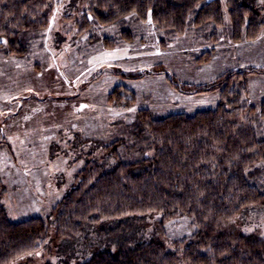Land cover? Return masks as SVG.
I'll return each mask as SVG.
<instances>
[{
  "label": "trees",
  "instance_id": "1",
  "mask_svg": "<svg viewBox=\"0 0 264 264\" xmlns=\"http://www.w3.org/2000/svg\"><path fill=\"white\" fill-rule=\"evenodd\" d=\"M58 2L0 0V54L27 60ZM132 15L196 39L206 35L218 41L226 30L229 42L247 47L264 33V0H81L73 25L85 31L93 23L108 25ZM203 55L199 62L214 56L210 51ZM148 73L163 72L136 78ZM251 73L264 71L230 72L192 91L166 76L175 89L190 94L217 90V105L192 116L162 118L139 110L123 138L99 147L97 158L88 155L92 159L70 184L58 182L65 192L47 219L13 222L0 180V264L54 248L74 252L57 259L60 264H264V236L232 239L223 231L226 222L264 198L262 181L246 175V169L264 162V123L254 116L258 108L248 96ZM135 100L123 86L108 95L116 109H129ZM259 111L263 119L264 100ZM238 114L241 120L230 119ZM152 215L158 216L157 225L149 231L143 222ZM183 216L197 231L175 240L178 250L171 251L156 235L164 233L165 223Z\"/></svg>",
  "mask_w": 264,
  "mask_h": 264
},
{
  "label": "rangeland",
  "instance_id": "2",
  "mask_svg": "<svg viewBox=\"0 0 264 264\" xmlns=\"http://www.w3.org/2000/svg\"><path fill=\"white\" fill-rule=\"evenodd\" d=\"M80 1L56 3L48 29L31 43L33 52L25 56L26 61L16 63L0 54V143L7 144H0V180L6 190L3 203L15 223L33 217L47 219L65 192L58 182L70 184L87 161L98 157L99 147L123 138L139 110L162 118L192 116L217 105V90L190 94L175 89L166 76L192 91L214 85L230 72L264 71V33L247 47L246 42H229L226 30L218 41L206 35L196 39L173 35L136 15L108 25L93 23L81 31V26L73 25ZM225 19L229 23L227 15ZM207 51L213 58L199 62ZM35 64L41 67L33 69ZM149 71L163 73L136 78ZM248 80L250 102L258 108L254 116L264 123L258 116L264 100V73H251ZM116 86L135 95L131 108L116 109L108 103ZM250 174L257 184L262 181L264 192V162L246 169V175ZM157 217H147L143 227L150 231ZM196 231L191 219L183 216L165 223L164 233L156 238L177 251L175 240ZM223 231L233 234L232 239L241 234L264 236V198L226 222ZM54 250L44 249L12 264H60L57 259L74 254Z\"/></svg>",
  "mask_w": 264,
  "mask_h": 264
},
{
  "label": "crops",
  "instance_id": "3",
  "mask_svg": "<svg viewBox=\"0 0 264 264\" xmlns=\"http://www.w3.org/2000/svg\"><path fill=\"white\" fill-rule=\"evenodd\" d=\"M8 58H11V59H12V57H8ZM12 60L15 61L16 63H18V61H20V60H18V59H15V60H14V58H13ZM5 69H6V68H5ZM39 72H41V71H39ZM3 95H4V93H3ZM3 95H2V96H3Z\"/></svg>",
  "mask_w": 264,
  "mask_h": 264
}]
</instances>
